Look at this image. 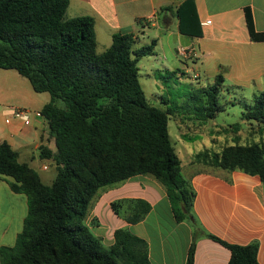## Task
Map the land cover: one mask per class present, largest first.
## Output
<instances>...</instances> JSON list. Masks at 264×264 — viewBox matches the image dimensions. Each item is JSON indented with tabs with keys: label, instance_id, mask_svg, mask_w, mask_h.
Returning <instances> with one entry per match:
<instances>
[{
	"label": "trees",
	"instance_id": "16d2710c",
	"mask_svg": "<svg viewBox=\"0 0 264 264\" xmlns=\"http://www.w3.org/2000/svg\"><path fill=\"white\" fill-rule=\"evenodd\" d=\"M69 6L70 0H0V69L17 71L36 93L50 94L42 114L55 150L42 146L40 158L57 170L47 185L38 171L19 161L8 142L0 143V174L14 193L28 199L23 230L13 247H0V264H152L146 240L118 229L115 243L106 247L87 220L101 189L144 175L165 187L177 222L194 220L197 227L196 192L182 173L169 132L176 110L152 104L140 83L138 63L154 54L158 40L138 48L134 33H117L100 54L95 20L68 18ZM175 15L178 32L203 37L194 0L178 6ZM246 22L251 39L264 41V34L255 30L251 8H246ZM224 82L220 74L193 97L197 119L214 120L223 111L219 101ZM247 109V119L264 127V92ZM194 158L213 168L258 176L264 183L260 145L203 151ZM126 205L131 211L123 215ZM111 206L132 225L152 209L144 200ZM201 234L196 228L186 264H194ZM205 236L230 250L228 264H260L258 242L239 246Z\"/></svg>",
	"mask_w": 264,
	"mask_h": 264
},
{
	"label": "crops",
	"instance_id": "0c3cea01",
	"mask_svg": "<svg viewBox=\"0 0 264 264\" xmlns=\"http://www.w3.org/2000/svg\"><path fill=\"white\" fill-rule=\"evenodd\" d=\"M185 1L70 0L67 16H88L95 20L97 51L101 54L111 47L117 33H134L139 42L148 28L163 23L169 30L172 19H177L176 8ZM194 2L203 37L182 35L178 32V19L176 32H170L177 42L185 44L183 48L195 50L196 57L189 60L201 64L211 85L221 74L225 82L233 86L264 92V41L251 39L246 22V8H251L256 32L264 34V0ZM164 8L173 10L162 11ZM180 71L187 73L186 70L174 72ZM195 77L201 78L198 74ZM39 94L43 93H36L30 81L17 71L0 69V143L8 142L18 152L19 161L40 174L49 170L42 169L47 164L38 168L33 165L37 157L46 161L40 158V148L47 146L55 150L48 121L35 115L27 119L13 117L14 108L42 112L51 96ZM176 152L182 162V173L196 192L193 212L197 227L194 220L177 222L165 187L151 176L139 175L99 191L87 220L91 231L106 247H111L115 243V231L128 229L147 241L152 264H186L197 228L202 236L197 241L194 264H228L230 261V250L205 234L232 245L258 242L257 260L264 264V183L260 177L209 166L199 168L201 163L195 162L194 157L201 151L190 155H186L185 150L176 149ZM122 200H144L152 209L143 221L132 225L112 209L114 202ZM1 210L4 212L0 214V247H13L28 215V199L14 193L0 174ZM130 211V205L122 210L123 215Z\"/></svg>",
	"mask_w": 264,
	"mask_h": 264
},
{
	"label": "rangeland",
	"instance_id": "374dc122",
	"mask_svg": "<svg viewBox=\"0 0 264 264\" xmlns=\"http://www.w3.org/2000/svg\"><path fill=\"white\" fill-rule=\"evenodd\" d=\"M163 21L165 19L161 20ZM172 21L173 25L169 30H166V25L163 23L159 27L148 28L146 34L140 36L136 47L148 46L153 40H158L154 54L142 58L138 63L140 83L152 104L164 109L170 107L176 110L169 122V132L174 147L179 151L185 150L186 155L198 151H208L209 154L221 153L224 149L235 145L257 144L264 149V127L249 121L246 116L247 108L253 104L256 96L263 93L261 91L254 92L252 87L238 88L231 82H224L219 101L223 111L217 118L202 121L194 115L193 97L198 96L199 92L209 87L211 83L200 63L197 64L178 53L185 44L177 42L176 36L170 35V32H176L177 28V19L174 18ZM176 70H186L187 73L183 74L180 71L177 75H172ZM196 74L201 78L195 77ZM43 94L39 96L50 95ZM181 154L183 155V152ZM187 161L184 157V162ZM41 164L49 166L48 171H42L40 174L43 183L50 185L57 176L56 167L51 161L42 162L37 157L34 167L38 168ZM208 166L211 167L201 163L199 168L205 169ZM3 212L1 210L0 214Z\"/></svg>",
	"mask_w": 264,
	"mask_h": 264
},
{
	"label": "built area",
	"instance_id": "2783aa9c",
	"mask_svg": "<svg viewBox=\"0 0 264 264\" xmlns=\"http://www.w3.org/2000/svg\"><path fill=\"white\" fill-rule=\"evenodd\" d=\"M178 53L182 56L185 57L187 59L196 57V52L194 49L191 48H181L178 50ZM13 117L14 118H29L31 115H35L37 118H43V114L42 112H31L25 109H21V108H14L13 109ZM43 170H48L49 166H43L42 167Z\"/></svg>",
	"mask_w": 264,
	"mask_h": 264
}]
</instances>
